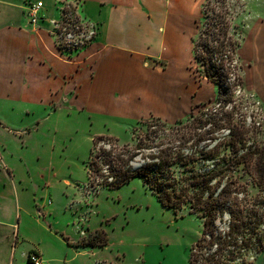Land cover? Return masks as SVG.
<instances>
[{"label": "crops", "instance_id": "crops-1", "mask_svg": "<svg viewBox=\"0 0 264 264\" xmlns=\"http://www.w3.org/2000/svg\"><path fill=\"white\" fill-rule=\"evenodd\" d=\"M38 1L43 6L34 24L28 9ZM203 1L81 0L78 12L96 33L86 46L68 52L56 39L58 0H0V254H6L2 264L19 243L28 256L36 252L49 264L65 244L91 247L69 242L92 231L82 230L78 239H71L55 220L59 207L50 198L55 177L43 175L44 190L32 177H17L13 160L24 156L13 147L16 139L29 144L42 122L62 111L87 113L107 125L111 117L136 120L150 115L175 122L187 116L193 103L205 101L200 93L204 83L191 82L190 75ZM247 3L250 27L243 30L238 50L242 79L264 105V0ZM97 135L112 132L91 128L88 138ZM64 184L77 190V183ZM249 264H264V249Z\"/></svg>", "mask_w": 264, "mask_h": 264}, {"label": "rangeland", "instance_id": "rangeland-1", "mask_svg": "<svg viewBox=\"0 0 264 264\" xmlns=\"http://www.w3.org/2000/svg\"><path fill=\"white\" fill-rule=\"evenodd\" d=\"M58 2L61 12L63 9L66 10L72 19L67 21L60 18L59 24L55 25L56 33L59 31L58 29H61L62 35L64 32L73 31L74 34L71 38L73 44L68 43L71 46L76 44L81 46L85 41H90L93 37V27L89 22L83 20L78 12L81 0H58ZM205 2L206 0L203 1L200 8L197 20L198 30L203 19L202 8ZM213 2L212 6L218 7L216 5L218 2L215 0ZM226 3L232 12L231 24L236 25L234 36L242 39L244 37L243 30L250 27L248 20L251 19V10L247 6V0H226ZM76 17H78L77 20ZM74 23L80 24L84 29L74 28L72 30ZM58 36L61 37V34L58 33ZM239 60L241 63V59ZM240 74L242 77V70ZM190 75L191 82L194 79L197 84H200V81L201 84L204 83L200 93L201 96H205V101L202 102L205 104L197 106L200 103H193L191 111L195 113H199L201 110H208L209 113L215 111L218 113L217 118L220 116L225 118L227 114H231L232 123L235 122L239 126L243 123L247 128L246 145L241 147L237 156L249 149L251 163L256 164L255 162L258 160L263 162L264 105L262 102L243 82L242 87L233 86L231 100L226 103L227 95L220 97L218 86L201 74L198 63L193 57V47ZM209 98L210 100H208ZM154 117L146 115L136 120H122V118L118 120L111 117L107 125L99 118L91 119L87 113L76 114L62 111L44 120L40 131L30 136L29 144L27 141L22 142V139H16L13 147L17 151L21 150L24 156L22 160L18 158L13 160L19 179L29 180V177H32L36 182L39 181L44 190L46 187L43 177H55L50 198L53 206L59 207L55 220L58 221L65 234L71 239H78L82 230L93 232L96 229H102L107 233V243L103 246L95 245L76 249L68 248L65 244L66 247H61L59 250L60 254H55L56 261L52 264H189L191 246L201 237L204 230L202 217L192 213L189 207L178 211L164 207L144 184L141 177H132L119 187L108 188L97 185L95 188L89 186L90 179L86 164L94 146L93 140L88 138L91 128L103 129L105 132L111 131L112 135L109 136H112V141L116 144V152L125 146L134 149L136 144L141 143L147 144L148 147L151 146L152 148L141 149L140 154L130 161V164L139 166L148 161L149 156L157 153L160 148L167 147L165 141L162 142L160 139L164 138L162 136H165L169 129L152 126L151 124L156 122ZM159 118L162 120L161 117ZM82 123L84 127H82ZM213 136L218 137L215 142L222 141L228 136V129L216 131ZM165 137L169 138L170 136ZM54 140L56 141L55 145H53ZM215 142L209 143L210 146ZM189 144L191 143L189 142ZM206 144L208 142L201 143L203 146ZM103 146L109 148L111 143H98V148ZM38 151L41 154L40 158L37 157ZM225 152L230 153V150L222 147L218 156L222 157ZM122 157L127 158V155H122ZM213 162L214 160L210 159L203 163L204 166H209L205 168H211ZM0 169L3 170V168ZM107 174L108 171H105V175ZM234 175H237L239 180L246 185L249 204H256L249 208L254 207L256 210L264 211V203L259 208L257 206L261 200H264V184L254 183L250 173L244 171L242 164L234 172ZM19 179L16 180L17 184H21L22 180ZM67 180L77 183L75 192L64 184V181ZM7 186H12V183ZM32 190L33 188H30L29 192ZM43 190L40 188L41 193ZM239 196L242 197V195ZM44 198L43 193L38 198L40 203ZM220 225L223 226L222 223ZM259 228V233L263 232L264 234V222ZM40 236L47 242L54 243L45 234L40 233ZM252 245L248 254L245 255V264H249L259 253L260 246L264 245V237L260 240L255 239ZM16 246L15 253L7 254L6 264H29L28 254L24 252L26 246L20 245V243ZM57 248L59 249V246ZM5 256L6 254H0V264ZM238 264H242L241 260Z\"/></svg>", "mask_w": 264, "mask_h": 264}, {"label": "trees", "instance_id": "trees-1", "mask_svg": "<svg viewBox=\"0 0 264 264\" xmlns=\"http://www.w3.org/2000/svg\"><path fill=\"white\" fill-rule=\"evenodd\" d=\"M215 2H218V7L212 6L213 0H206L202 8L201 26L198 35L193 39V57L201 74L218 86L219 96L227 95V103L231 100L233 86L243 85L240 74L242 65L238 55L241 38L234 36L236 25L231 24L232 12L226 0ZM60 18L67 21L72 19L64 9ZM72 25L75 28L78 24ZM58 30V44L68 52L77 51L90 42L85 41L81 46L67 45L61 29ZM203 104L205 103L197 106ZM217 115L215 111H191L185 119H178L171 124L154 117L156 122L151 125L169 129L165 136L172 137L162 136L164 138L160 140L165 141L167 147L160 148L139 166L130 164V161L140 154L141 149L152 148L151 146L141 143L136 144L134 149L125 146L116 152L112 136L97 135L86 164L89 186L119 187L132 177H141L164 207L174 211L189 207L192 213L202 217L204 230L191 246L189 264H238L240 260L245 264V255L255 239L264 237L263 232L259 233V227L264 222V211L249 208L256 204H249L246 185L234 175L242 164L244 171L250 173L253 182L262 185L264 161L251 163L249 149L237 156L241 147L246 145L247 128L243 123L241 126L232 123L231 114H227L225 118H217ZM221 129H228V136L215 142L218 137L213 136V133ZM100 142L111 143V146L98 148ZM189 142L191 144L188 145ZM202 142L208 144L203 146ZM212 142L215 143L210 146L209 143ZM222 147L229 149L230 153L225 152L219 157ZM122 155H127V158ZM210 159L214 160L212 167L205 168L209 166H204L203 162ZM220 164L222 165L219 166ZM105 171H108L107 175ZM263 203L264 200H261L257 204L258 208ZM107 239L105 231L96 229L75 243L68 242L76 247L103 246ZM263 246H260L259 252L264 249ZM28 262L31 263L30 256Z\"/></svg>", "mask_w": 264, "mask_h": 264}, {"label": "built area", "instance_id": "built-area-1", "mask_svg": "<svg viewBox=\"0 0 264 264\" xmlns=\"http://www.w3.org/2000/svg\"><path fill=\"white\" fill-rule=\"evenodd\" d=\"M42 6H43V3L41 1L32 3L29 6L28 15H29L31 23L36 24L39 21L40 11H41ZM58 24L59 23L57 22L56 25H58ZM80 26L81 25L78 24L77 26H75V28H79L80 30H83L84 28H80ZM72 30H74V28H72ZM95 33H96V29H95V27H93L92 35L94 36ZM73 34H74L73 31L72 32H64V41L67 42V45H68V43L73 44V41L71 40V38L73 37L72 36ZM29 256H30L31 264H49L40 254H38L36 252L30 253Z\"/></svg>", "mask_w": 264, "mask_h": 264}]
</instances>
